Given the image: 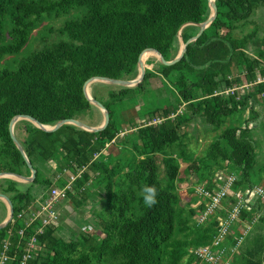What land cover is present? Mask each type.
<instances>
[{
	"label": "trees",
	"instance_id": "obj_1",
	"mask_svg": "<svg viewBox=\"0 0 264 264\" xmlns=\"http://www.w3.org/2000/svg\"><path fill=\"white\" fill-rule=\"evenodd\" d=\"M215 3V20L187 46L179 62L164 66L156 59V64L147 60V65L154 67L145 70L140 84L109 93L114 103H120L151 82L162 87L170 85L177 93V106L157 109L139 120L143 124L145 118L167 117L182 108L174 120L167 119L159 126L138 127L134 122L117 126L113 109L102 103L110 122L101 132L91 133L73 125L45 132L26 120L14 125V135L36 175L32 183L26 184V190H20L14 180H2L6 185L1 186V192L13 206L12 222L0 230V248L8 231H15L10 239L9 264L20 263L27 240L40 227L36 222L25 229L17 215L34 206L36 200L43 202L56 184V176L63 169L74 173L73 165L87 166V171L75 182L74 192L67 199L75 207H82L87 200L99 196L98 204L103 205L89 219L94 232L82 233L79 229L65 239L56 234V225L47 226L37 236L28 264H207L194 254L205 247L224 249V260L230 258V264H264L262 199L255 198L244 205L239 220L230 225L218 247L212 246L218 222L227 218L226 209L235 204V199L226 198L222 207L202 224L193 217L203 212L208 199L196 196L180 205L182 195L186 197L194 189L191 186L180 193L178 185L191 177L210 193L218 172L236 178L232 187L235 194L256 187L251 172L257 144L247 123L259 119L256 108L264 98V83L239 98L238 93H214L243 81L252 82L257 74L264 77V36L257 47L249 44L255 33L242 39L232 37V32L246 23L257 8L264 7V0ZM73 9H84L85 14L64 24L59 33L65 40L46 44L13 67L0 69V173L30 176L8 132L13 117L30 116L48 127L63 120H78L82 112L93 107L83 93L88 79H135L139 55L146 49L157 50L165 61L173 60L180 48L179 38L185 43L194 37L199 27L192 24H201L211 15L207 0H0V61L20 52L46 16H59ZM243 112L249 115L244 126L225 128L203 155L188 158L191 151L183 128L199 119L214 131L228 120L236 121ZM125 127L137 130L117 141L118 153L109 152L93 161V156L107 149ZM46 164L49 177L42 174L47 167L41 165ZM58 184L62 186L63 182ZM144 185H155L159 191V203L152 209L143 207L140 190ZM95 189L98 193L91 196L90 191ZM194 201H198L196 206H192ZM19 229L25 230L22 238L17 234ZM239 237L242 241L233 254L231 249Z\"/></svg>",
	"mask_w": 264,
	"mask_h": 264
},
{
	"label": "rangeland",
	"instance_id": "obj_2",
	"mask_svg": "<svg viewBox=\"0 0 264 264\" xmlns=\"http://www.w3.org/2000/svg\"><path fill=\"white\" fill-rule=\"evenodd\" d=\"M85 14L84 9H73L65 14H60L59 16L50 15L46 16L43 22L37 26V28L32 32V35L26 44V46L18 53L6 57L3 61H0V69L4 66L13 67L15 63H18L23 58L29 56L31 53L37 52L43 48L46 44H51L60 40H65L66 38L60 36V30L63 28L66 22L80 19ZM240 28L232 32L233 39H242L244 36L255 33L256 35L252 40H249V44L257 47L263 39L264 36V7L257 8L251 18L243 24H240ZM181 38H179L180 41ZM180 46L182 42H179ZM179 46V47H180ZM154 59L155 57H150L147 60L152 64H156ZM147 60L145 61L146 69H151V65H147ZM157 60V59H156ZM174 75V74H173ZM167 81H164L165 84ZM156 83V82H155ZM157 84V83H156ZM168 86V87H167ZM125 88L117 85L103 83V82H95L88 86L89 95L94 96L96 101H100V103L104 105H110L114 111L115 116L117 117L115 120V124L119 125H129L134 122L136 124H140V118L147 116V114L152 113L153 111L162 110L166 108H173L177 106L179 100L177 98V93L174 91V88L170 85L158 84L157 87L155 85L149 84L145 87V89L139 91L136 95H130L126 100L120 103H114V101L110 98L109 93L117 92L119 89ZM92 94V95H91ZM139 97V101L135 104L134 99ZM261 105H258L256 110L259 113V119L256 122L249 121L247 126L251 128L252 137L255 139L257 147L255 150V165L253 171L251 172V180L256 187H262L264 190V98H262ZM102 112L96 106H93L89 111L82 112L78 116L79 122L83 123L86 126H100L103 122ZM249 115L247 112H243L237 115L236 121L228 120L223 127L217 130H212L209 126H207L202 120L193 121L188 128H183L182 132L186 134V144L188 146V150L191 151L189 153L188 158L192 159L195 156H201L204 153V150L207 146L216 139L217 135H219L222 130L229 126H244L245 121L248 120ZM147 119V118H145ZM29 122V121H28ZM237 122V123H236ZM129 128V127H125ZM196 132L194 133L193 131ZM119 143L114 145H110L105 150V155L109 152L118 153ZM40 164H42L40 162ZM40 166V165H39ZM47 167V169L43 171L42 174L49 177L51 176L48 173V166L41 165L42 167ZM185 166V164H182ZM51 167V165H50ZM52 170V168H51ZM162 166H160V176L163 175ZM221 175V174H219ZM4 178H0V193H2L1 186L6 185V181H2ZM12 180V179H11ZM194 177L184 179V181L178 185L180 193L188 191L189 187L193 186ZM62 181V180H61ZM23 182V181H22ZM24 186H19L20 190H26L29 185L26 186V182ZM57 185L58 182L56 183ZM33 187H30L31 193L33 192ZM39 188V187H38ZM246 190V189H245ZM245 190H241L238 193H243ZM98 190H91L90 195H95ZM237 193V194H238ZM78 197V196H77ZM196 195L194 192H189L186 197L182 195L181 197V206L185 205L186 202L192 198H195ZM99 196L91 200H87L86 203L82 207H75L73 205L72 200H65L58 204L57 211L60 215L58 220V231L56 234L61 238H70L72 232L80 231L86 233L88 229L92 227L89 219L91 218L93 212L97 214L101 211V206L98 204ZM196 201V200H195ZM193 202L192 206H196L197 202ZM94 208L92 209V206ZM67 207V208H66ZM72 208V209H71ZM71 209V210H70ZM5 213L0 211V221L3 220ZM67 218V219H66ZM93 233V232H92ZM56 235V236H57Z\"/></svg>",
	"mask_w": 264,
	"mask_h": 264
},
{
	"label": "built area",
	"instance_id": "obj_3",
	"mask_svg": "<svg viewBox=\"0 0 264 264\" xmlns=\"http://www.w3.org/2000/svg\"><path fill=\"white\" fill-rule=\"evenodd\" d=\"M261 83H264V77L257 74L256 79L252 82L243 81L240 85L237 84L231 88H225L215 92L214 94L215 96H229L238 93L236 97L239 98V95L245 93L247 90H250L253 86ZM182 110V108H179L177 112L170 113L167 117L159 115L150 119H146L143 124L138 123L136 126L140 127L141 124L143 126H159L167 119L174 120L177 114L182 113ZM136 130L137 127L119 130L116 137L110 142L108 146L116 144L117 141L124 139L128 134L133 133ZM105 150L106 149H103L101 152L96 153L92 160H97L98 157L105 155ZM73 167L74 173H70L67 169H63L62 172L56 176L55 183L62 180V186L53 184L48 192L47 198L43 202L36 200L34 206L32 205L28 207L26 210L21 211L17 215L16 219L24 222L25 229L36 222H40V227L35 231L34 235L30 237L29 240H27L26 248L19 264H28L32 258V252L37 245V236L42 234L45 227L56 225L59 220V213L56 210V205L59 202L66 200L69 193L74 192L73 187L75 182L82 177L84 172L87 171V166L77 167L73 165ZM194 179L195 180L193 181L192 188L194 189L195 195L202 199H208L203 212L193 217V220L198 224L208 221L210 217L215 214L216 210L219 207H222V203L224 200H226V198L233 197L235 199V204L226 209L228 211L227 218H222L218 222V234L212 244L213 247H218L222 243L230 225L233 222L239 220L240 213L244 205L250 203L255 198H259L264 201V190L261 187H253L252 190L246 189L243 193H233L232 187L236 178L232 175H224L221 172L215 174L213 179V193H210L202 184H195L196 178L194 177ZM11 222L12 220L10 223ZM24 231V229L18 230L17 234L20 238L24 236ZM88 231L94 232L92 228L88 229ZM14 232L15 231L11 228L7 233V238L1 243L0 264H9V262L12 260L10 254L12 244L10 239L13 237ZM241 241L242 238L239 237L237 243L234 245V248L231 249V253L234 254V252L237 251V247L240 245ZM194 254L197 258L207 264H230V258L228 260H224V249L205 247L196 249Z\"/></svg>",
	"mask_w": 264,
	"mask_h": 264
},
{
	"label": "water",
	"instance_id": "obj_4",
	"mask_svg": "<svg viewBox=\"0 0 264 264\" xmlns=\"http://www.w3.org/2000/svg\"><path fill=\"white\" fill-rule=\"evenodd\" d=\"M207 3L210 7L211 15L208 17V19L205 22H203L201 24H192V25L199 27L198 33L194 37H192L188 41H186L185 43L182 40H180L182 42V45L180 46L179 52L173 60L165 61L164 58L162 57V55L157 50L146 49V50L142 51L141 54L139 55L138 75L135 79H133V80H115V79H109V78H105V77H93V78L88 79L84 83L83 93H84L85 98L89 101L90 104L98 107L100 109V111L102 112L103 122L100 126L90 127V126L84 125L83 123H81L77 120L70 119V120L60 121V122L56 123L55 126H53V127H48V126L42 125L41 123H39L38 121H36L35 119H33L30 116L13 117L9 123L8 132H9V135H10V138H11L13 144L15 145V147L17 148V150L19 151V153L23 157V159H24V161H25V163H26V165L30 171V176L25 177V176H20V175H16V174L0 173V177L4 178V179H12L16 182H22L23 181L26 183H32L33 180L35 179L36 171L33 168V166L31 165V163L29 162V160L27 159V157L23 151L22 146L19 144V142L17 141V139L14 135V125L20 120L29 121L35 127H37L38 129H40L42 131H45V132H55L58 129H60L63 125H73L75 127H78L84 131L91 132V133H97V132H101V131L105 130L106 127L108 126L109 122H110L109 112L100 102L96 101L95 99H93L89 95V93L87 92L88 86L92 83H95V82H103V83H109V84H113V85H117V86L125 87V88L136 87L138 84H140L142 82L144 75H145L146 65H145V62L142 61V56L146 53L153 54L155 56V58L164 66H172V65L176 64L177 62H179L181 60V58L183 57L187 46L190 43H194L195 41H197L198 38L204 32V30L207 29L211 25V23L215 20V18L217 16V6L215 3V0H207ZM11 177H13L14 179ZM0 199L6 203L7 209H8V213H7L6 218L0 223V230H2L10 223V221L13 218V206H12V203L10 202L9 198L6 195L0 193Z\"/></svg>",
	"mask_w": 264,
	"mask_h": 264
},
{
	"label": "clouds",
	"instance_id": "obj_5",
	"mask_svg": "<svg viewBox=\"0 0 264 264\" xmlns=\"http://www.w3.org/2000/svg\"><path fill=\"white\" fill-rule=\"evenodd\" d=\"M143 207L152 209L159 203V191L155 185H144L140 190Z\"/></svg>",
	"mask_w": 264,
	"mask_h": 264
},
{
	"label": "crops",
	"instance_id": "obj_6",
	"mask_svg": "<svg viewBox=\"0 0 264 264\" xmlns=\"http://www.w3.org/2000/svg\"><path fill=\"white\" fill-rule=\"evenodd\" d=\"M181 40V39H180ZM180 49V48H179ZM179 52V51H178ZM154 67V65H151V69ZM152 85H155V87H157V85H158V83L156 84L155 82H151V86ZM91 127H97V126H91ZM117 154V153H116ZM51 165V168L52 169H54V166H53V164H50ZM19 183V186L21 185V186H24V184L25 183H23V182H18ZM67 208V207H66ZM72 209V208H71ZM70 209V210H71ZM0 211H1V214H2V212L3 213H5V217L3 218V219H5L6 218V216H7V213H8V209H7V205H6V203L4 202V201H2L1 199H0ZM67 219V218H66ZM2 221H0V223H1ZM56 226L58 227L59 225H58V223L56 224Z\"/></svg>",
	"mask_w": 264,
	"mask_h": 264
},
{
	"label": "bare ground",
	"instance_id": "obj_7",
	"mask_svg": "<svg viewBox=\"0 0 264 264\" xmlns=\"http://www.w3.org/2000/svg\"><path fill=\"white\" fill-rule=\"evenodd\" d=\"M182 34V33H181ZM150 57H155L153 54H150V53H146V54H144L143 56H142V61L144 62V61H146L148 58H150ZM87 92H88V90H87ZM89 93V92H88ZM1 178V177H0ZM11 178H13V177H11ZM14 179V178H13Z\"/></svg>",
	"mask_w": 264,
	"mask_h": 264
}]
</instances>
